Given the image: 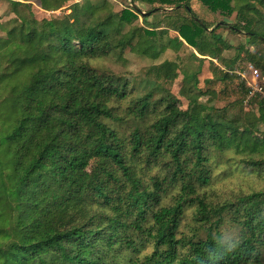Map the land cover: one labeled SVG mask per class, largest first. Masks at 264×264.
<instances>
[{"label":"trees","instance_id":"trees-1","mask_svg":"<svg viewBox=\"0 0 264 264\" xmlns=\"http://www.w3.org/2000/svg\"><path fill=\"white\" fill-rule=\"evenodd\" d=\"M25 1L4 0L0 17V264H263L264 186L211 188L219 163L264 179V99L245 115L233 73L243 52L262 71L264 57L241 46L225 59L218 32L264 45V0H131L120 12L102 0L62 16L47 14L72 0ZM196 2L237 23L211 30ZM183 47V65L155 64ZM126 51L152 62L144 81L103 66ZM178 71L186 110L166 87Z\"/></svg>","mask_w":264,"mask_h":264},{"label":"rangeland","instance_id":"rangeland-1","mask_svg":"<svg viewBox=\"0 0 264 264\" xmlns=\"http://www.w3.org/2000/svg\"><path fill=\"white\" fill-rule=\"evenodd\" d=\"M13 1L23 2L24 0H13ZM90 1H92V3L94 4L99 5L101 4L100 1L102 0H72L62 10L51 11L47 15L62 16L64 13L70 12L69 7L73 5L74 3L75 4L78 3L79 8H80V7H84L86 3ZM97 2H100V3H97ZM109 2L111 4L112 9L115 12H120L121 10L125 9L128 6L129 7L132 6L131 0H109ZM196 4L200 5V6L194 5L198 18L205 21L206 23L212 24L213 26L211 30L216 27L217 23H221L223 21H226V23L230 25L237 23L235 15L229 18L224 17L219 13H212L210 10H207V8H205L202 4H199L197 2ZM138 6L140 7L141 10L143 8L144 13L148 12V10L151 9L150 6L142 7V4H138ZM8 15H9V7L7 6L6 3H4V0H0L1 20L5 22L8 19H10L11 16L10 15L8 16ZM156 17L158 19L161 18V16L159 15ZM77 18L80 21H84L87 19L86 16L82 12L77 14ZM139 18H140L139 21H135L133 26H127L124 31L128 32V30H130L131 27H142V17L139 16ZM6 27L7 29H9L11 26L6 25ZM218 32L221 33L223 37L225 38V40L233 47V50L227 51L224 53L225 59L227 60L232 59L236 55L237 48L241 46H243V48L247 47V49L249 51H253L254 54H259L258 57H261V58L264 57V45H262L261 43H254L250 45L249 44L250 42L245 35L234 34L231 31H229L227 26L225 28L219 29ZM0 37L5 38L6 33L4 31L0 32ZM191 51L192 50L187 47H183V49H181V51L178 54H176L172 50H168L160 56L159 60H157L155 64L158 65L165 60H170V61H174V62H177L178 64L183 65L184 62L188 59ZM241 57L244 61L240 63V66L239 65L237 66L236 71H234L233 73L237 74V76L239 77V81L236 85V90L240 92L239 90L242 89L244 92L243 94H244L245 100H244L243 112L245 115H251L253 113H257L258 97L260 99H264V96H258V97L253 96L250 98L249 93L245 88L242 77L239 75V73L245 74L247 78L250 80L251 79V74L249 72L250 66L256 68L259 71L261 78H264V71H262L261 67H258L255 64V63L259 64L258 60H255L254 61L255 63L250 62L248 60L249 59L248 56L244 52L243 54H241ZM192 65H193V68L196 67V64H192ZM103 66L107 69H110L112 72H114L117 75L126 77L128 83L132 85L135 82H142L148 77L147 73L150 67L152 66V62H150L147 59H142V57L134 56L130 52L126 51L123 57L122 56L120 57L119 55L116 54L114 57L109 58L107 62L103 63ZM204 71H205L206 77L212 76V74H210L207 70H205V68H204ZM150 76L151 75H149V77ZM203 78H204V75L202 72L201 79ZM202 82L203 80L201 81L200 86L203 88ZM166 87L169 89L170 95L175 97L176 104L179 106V108L182 110H186L189 102L181 93V90L183 88L182 73L178 71L176 79L172 83L166 85ZM9 90L10 89L8 88L7 91L0 92V101L3 98V95L6 94L7 96V94L9 93ZM204 101L210 102L212 101V99L205 98ZM226 103H227L226 101H220L219 103L216 104V107L223 108L226 105ZM21 111H22L23 118L35 117L37 115V104L31 103V102H23ZM238 111L239 109H236L234 111H231L230 114L237 113ZM6 126H8V124H5V127ZM0 127H1V124H0ZM260 127L262 130H264V126L261 125ZM233 164L219 163L215 165V170H214L215 181H214V184L211 190L217 192V194L223 195L224 193H231L232 191H250V190H254V189L264 186L263 178L258 177L256 174L248 173L247 169L235 167ZM8 188H9L8 195L10 199L15 201L14 194L16 192V184L10 183ZM16 207H17V203L14 202V209H15L14 216H13L14 223L18 222L17 219L20 217V213H21L19 209H16ZM13 235H14V240H18L19 234L17 232H14Z\"/></svg>","mask_w":264,"mask_h":264},{"label":"built area","instance_id":"built-area-1","mask_svg":"<svg viewBox=\"0 0 264 264\" xmlns=\"http://www.w3.org/2000/svg\"><path fill=\"white\" fill-rule=\"evenodd\" d=\"M249 72L251 74L250 80L245 74L239 73V75L242 77L250 98L253 96H264V78H261L259 71L252 66L249 67Z\"/></svg>","mask_w":264,"mask_h":264},{"label":"water","instance_id":"water-1","mask_svg":"<svg viewBox=\"0 0 264 264\" xmlns=\"http://www.w3.org/2000/svg\"><path fill=\"white\" fill-rule=\"evenodd\" d=\"M160 10H163V9H161V8H156V9H154L155 12L160 11ZM142 15H143V16H149L150 13H144V12H143ZM197 21H199V20H197ZM199 22H200V21H199ZM220 25H222V24H220Z\"/></svg>","mask_w":264,"mask_h":264},{"label":"crops","instance_id":"crops-1","mask_svg":"<svg viewBox=\"0 0 264 264\" xmlns=\"http://www.w3.org/2000/svg\"><path fill=\"white\" fill-rule=\"evenodd\" d=\"M23 2H26L25 0Z\"/></svg>","mask_w":264,"mask_h":264}]
</instances>
